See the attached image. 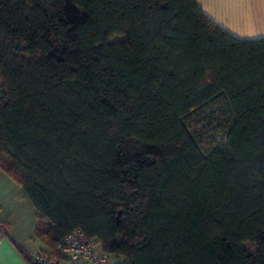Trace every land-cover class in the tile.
<instances>
[{"label":"trees","instance_id":"1","mask_svg":"<svg viewBox=\"0 0 264 264\" xmlns=\"http://www.w3.org/2000/svg\"><path fill=\"white\" fill-rule=\"evenodd\" d=\"M0 170L50 253L264 264V38L196 0H0Z\"/></svg>","mask_w":264,"mask_h":264},{"label":"crops","instance_id":"2","mask_svg":"<svg viewBox=\"0 0 264 264\" xmlns=\"http://www.w3.org/2000/svg\"><path fill=\"white\" fill-rule=\"evenodd\" d=\"M196 2L215 24L234 37L242 40L264 38V0ZM37 222L35 208L24 189L0 170V225L8 230L7 235L0 230V264H33V254L52 251L35 236Z\"/></svg>","mask_w":264,"mask_h":264},{"label":"built area","instance_id":"3","mask_svg":"<svg viewBox=\"0 0 264 264\" xmlns=\"http://www.w3.org/2000/svg\"><path fill=\"white\" fill-rule=\"evenodd\" d=\"M3 233V229L0 227ZM33 264H110L109 256L100 246L80 230L67 234L53 253H35L31 256Z\"/></svg>","mask_w":264,"mask_h":264},{"label":"rangeland","instance_id":"4","mask_svg":"<svg viewBox=\"0 0 264 264\" xmlns=\"http://www.w3.org/2000/svg\"><path fill=\"white\" fill-rule=\"evenodd\" d=\"M119 39H120V38L116 37V38H114V39H112V40L114 41V40H119ZM242 248H243V249L252 250V249H253V245H250V244H244V245H242ZM109 262H110L111 264H114V263H116V260H115L114 258H112V257H109ZM119 262H120V264L123 263L122 260H120Z\"/></svg>","mask_w":264,"mask_h":264},{"label":"water","instance_id":"5","mask_svg":"<svg viewBox=\"0 0 264 264\" xmlns=\"http://www.w3.org/2000/svg\"><path fill=\"white\" fill-rule=\"evenodd\" d=\"M119 215H120V213H119Z\"/></svg>","mask_w":264,"mask_h":264}]
</instances>
